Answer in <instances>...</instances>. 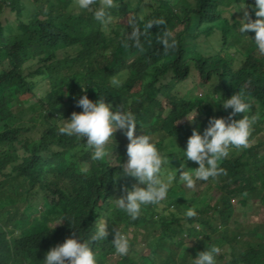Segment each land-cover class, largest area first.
Returning a JSON list of instances; mask_svg holds the SVG:
<instances>
[{
	"label": "trees",
	"instance_id": "16d2710c",
	"mask_svg": "<svg viewBox=\"0 0 264 264\" xmlns=\"http://www.w3.org/2000/svg\"><path fill=\"white\" fill-rule=\"evenodd\" d=\"M114 3L109 10L112 21L105 29L76 0H0V264H43L45 252L75 231L67 221L49 230L64 215L73 218L85 238L94 231V220L106 216L108 236L93 244L98 264H191L192 256L203 250L196 225L212 227L202 210L212 207L216 212L217 203L211 206L215 192L209 191L202 204L198 205L204 197H191L197 205L185 206L194 207V217L179 214L185 198L177 197L172 186L182 169L172 154L182 156L179 147L185 146L193 127L202 131L209 117H227L230 109L215 102L220 95L228 97L241 88L249 104L245 114L257 115L248 146L230 145L220 161L223 173L196 181L192 189L201 192L213 182L219 191L217 201L225 204L236 197L225 215L223 207L218 213L226 238L232 209L238 202L244 205L255 190H259V208L249 219L256 226L264 224V54L251 40L254 32H239L241 13L235 11L229 17L235 0H137L134 8L129 0ZM154 17L165 24L145 29ZM163 29L177 42L167 52L159 43ZM133 30L143 32L139 46L131 38ZM190 73L197 75L202 96H188L182 90ZM113 79L120 85L114 86ZM81 85H86L90 99L103 96L113 107L124 105L133 111L138 119L134 134L165 133L173 140V144L163 136L156 140L157 147L165 141L169 164L163 171L173 175V184L163 201L143 206L135 220L115 205L122 190L137 183L130 176L115 177L120 162L127 158L123 132L117 130L115 142H109L115 162L106 156L93 161L88 152L77 157L75 146L80 140L58 132V118L80 111L75 99L81 95ZM35 91L34 111L39 117H32L24 103ZM163 98L169 104L166 115L160 108ZM195 110L193 122L183 120ZM32 122L40 123L41 132ZM185 164L197 166L190 160ZM82 167L88 172L82 173ZM33 188L40 190L42 201L35 215L25 210ZM116 229L128 235L130 245L140 236L144 247L125 256L116 254L110 241ZM223 236L216 239L224 249L221 264H264V240L238 246L233 253L235 249L224 243ZM236 236L244 244L249 232L238 229L231 240ZM193 238L199 241L195 246Z\"/></svg>",
	"mask_w": 264,
	"mask_h": 264
},
{
	"label": "clouds",
	"instance_id": "9594fccd",
	"mask_svg": "<svg viewBox=\"0 0 264 264\" xmlns=\"http://www.w3.org/2000/svg\"><path fill=\"white\" fill-rule=\"evenodd\" d=\"M76 3L80 9L91 11L93 19L104 26L103 28L106 29V25L111 23L112 16L109 10L116 6L114 0H76ZM73 6L75 7V5H71V9L74 8ZM250 9L255 19L250 16ZM235 11L241 13L238 19L239 32L247 35L249 31L254 32V37L251 40L254 42L256 49L264 54V0H253L251 3L248 0H235L234 6L229 8V17ZM153 24L160 26L164 25L165 21L154 17L148 20L144 27L145 29H150ZM161 31L162 35L159 37V43L163 50L167 52L170 49H174L177 42L173 38L172 33L164 29ZM142 35L143 32L139 30H133L131 33V38L137 46L140 44L139 38ZM111 83L114 86H119L121 82L113 79ZM85 86L81 85V95L75 99V105L80 108V111L73 110L67 118H58L61 121L58 126V132L80 140L75 146L77 157L83 156L88 152L93 161L104 159L109 150V142H115L117 130L123 132L127 138L125 148L127 158L120 162V172L115 177H120L121 175L130 176L135 178L137 183L131 187L124 188L122 190L123 194L115 199V205L130 219L135 220L143 206L149 204L158 205L163 201L173 184V175L171 173L165 175L163 171V166L169 164V158L164 153L166 144H160L161 147L158 145V149L156 139L152 138L151 135L145 132L139 135L134 134L138 119L133 111L124 105L113 107L111 102H106L103 99V96L95 100L90 99L85 92ZM26 98H30L24 101L29 107V112L31 111L30 115L39 117V113L34 111L38 92L35 91L33 96ZM217 102L224 110L230 109L228 116L209 117L207 126L202 131L193 127L186 139L185 146L183 148L179 147L182 150V156L172 154L179 160V168L182 169L178 172L176 178L178 182H182L187 188H193L196 181H205L209 177H216L222 174L223 169L219 166L220 161L227 156L230 145L235 147L248 146V138L252 126L257 120V115L245 114L249 108L245 91L241 88L228 97L220 95L215 104ZM196 114V110L189 112L183 120L193 122ZM236 114L242 115L239 118H233ZM32 124L35 125V130L37 128V131L41 132L40 123L32 122ZM161 136L168 140L171 139L165 133ZM188 160L195 162L197 166L187 167L185 162ZM80 171L87 173L88 169L82 167ZM175 171L177 173L176 168ZM248 197L252 199V202H257L259 196ZM169 208L172 209V206L169 205ZM258 208L259 204L257 203V207L254 209ZM207 210L204 209L202 211L206 214ZM183 215L185 218L194 217L196 215L194 207L186 208ZM235 215L234 211L230 215V219L233 222H236ZM105 217L100 220L96 219L94 231L87 238L81 233L71 216L64 215L60 217L57 222L52 224L49 230H52L61 222L67 221L75 231L66 236L62 242L56 243L45 252L42 259L43 264H98L93 244L104 241L108 236ZM205 221L209 222L206 216ZM211 225L212 227L208 229H198L201 232L199 238L204 240L209 233H213L214 244L205 247L204 250H198L195 256H192L191 264L222 263L219 255L224 252V249L219 247L216 242V239L221 236L218 230L214 229L215 224L211 223ZM217 226L220 229L222 225L219 224ZM262 227L264 226L262 225ZM110 241L116 254L125 256L128 253L130 241L126 234L116 229ZM223 241L235 249L233 253L237 252L238 246L242 247L244 245V247H247L246 242L243 244V241L238 236L233 240H231V236H227V238L223 236Z\"/></svg>",
	"mask_w": 264,
	"mask_h": 264
},
{
	"label": "rangeland",
	"instance_id": "374dc122",
	"mask_svg": "<svg viewBox=\"0 0 264 264\" xmlns=\"http://www.w3.org/2000/svg\"><path fill=\"white\" fill-rule=\"evenodd\" d=\"M136 2H137V0H129L130 5L132 6L131 8H134V6L136 5ZM182 90L183 91L185 90V93L188 96H193V95L202 96L204 94L202 86L198 85V77H197V75L193 74V76H192V73H190V76H189L188 79L183 81ZM204 97H206V96H204ZM160 108H161V112H163L164 114L168 111L169 104H168V101L165 98H163L160 101ZM152 134L154 135V138L156 140L159 141V140L162 139V136L160 134L155 133V132H153ZM153 135H151L152 138H153ZM168 142L170 144H173V140H168ZM162 143L165 144V141H163ZM252 143H254V142L252 141ZM260 152H263L262 148L260 149ZM113 153H114V151L112 150L111 152L108 151L107 154H106V158L111 160V162L112 161L115 162ZM171 163H173V162H171ZM167 170H168V167H166V171ZM212 183L213 182L209 183V188H205L201 192L194 193L192 188L185 187L182 182H178V180H177L176 183L173 184L172 188L174 189V192L176 193L177 197L185 198V200L182 201V203H181L179 214L183 215L184 210L186 209L185 206H190V205H194V204L197 205V203H193V201L191 200V197H196V198L198 197L199 200L202 197H204V199H202L203 201L198 203V205H199V204H202L204 202L205 197L207 196L209 191H214L215 194L209 200V202H210L211 206H213L214 204L217 203L216 212H214L212 207H210L206 211L205 216L207 217L209 222H211L212 224L219 225V223H220L219 222L220 216L218 215L219 209L221 207H223L222 210H224V215H225L226 214V207H228L229 204H231V202H233V199L234 200L236 199V197H231L229 199L228 203L222 204L220 201H217V199L219 198V191L217 192V191L214 190L215 187L212 186ZM32 190L35 193L30 196V199H29L30 206L27 209H25V210H26L27 214L35 215V214L38 213L37 211H39L41 209L42 201L40 199V195H41L40 190L38 188H33ZM248 196L258 197L259 196V190H255L251 195H248ZM196 198L193 199V200L196 201ZM17 204L19 205V207H21V205H22L21 202H18ZM256 207H257V202H255V201L252 202L251 198H248L245 201L244 205L241 204L240 202L236 203L235 210L232 209V212L234 211L235 214H236L235 215L236 222H233L229 218L230 224L228 226L230 227V230H229L230 232L227 233V236H232L233 232L239 229V231L240 230H245V231L249 232V236H248L247 240L245 241L246 243L256 245L260 241H263L264 240V227H262V225L256 226L255 223L249 219V216L251 215V212L253 210H255L254 208H256ZM169 210H172V209L169 208ZM169 210L165 211L163 214L164 215L168 214ZM214 213L216 214V216H212V214H214ZM94 222H96V220H94ZM196 227L199 229L200 225L199 226L196 225ZM116 228H119V226H116ZM217 230H218L220 236L222 237L223 236L224 227L221 226L220 229H217ZM128 231L132 232L133 231L132 227H129ZM14 236H16V235L14 234ZM213 236H214L213 233H209L205 237L204 240H201V238H198L199 240L202 241L201 243L203 244V247H201V249L204 250L205 247H208V246L214 244ZM10 237H12V235H10ZM198 239H194L193 238L192 239L193 240L192 244L193 245L194 244H198L199 243ZM140 240H141V238H140V236H138L136 238V242H134L133 244L130 245L129 250L134 249L135 251H140L141 248L144 247V246H142L143 245L142 243H139ZM186 245H187V243L181 247V249L178 252L179 255L182 254V250L184 249V247ZM129 254H130L131 258H134L133 254H131V253H129ZM218 260H219V258H218ZM217 264H219V263L217 262Z\"/></svg>",
	"mask_w": 264,
	"mask_h": 264
}]
</instances>
